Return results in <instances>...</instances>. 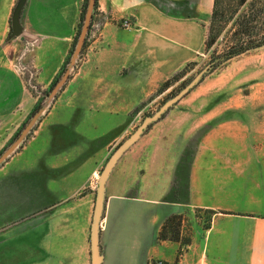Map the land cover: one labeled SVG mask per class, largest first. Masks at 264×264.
Here are the masks:
<instances>
[{"label":"crops","instance_id":"obj_1","mask_svg":"<svg viewBox=\"0 0 264 264\" xmlns=\"http://www.w3.org/2000/svg\"><path fill=\"white\" fill-rule=\"evenodd\" d=\"M83 4L0 0V119L32 112L38 96L26 77L45 87L62 71ZM213 6L214 0H95L90 24L100 30L86 41V60L66 81L60 106L0 164V264H91L95 180L108 146L123 133L122 118L133 115L134 97L141 96L134 83H160L201 55ZM124 18L131 29L119 25ZM21 32L41 41L18 63ZM164 117L125 151L106 181L100 264L172 263L180 249L184 264H264V156L249 155L250 142L234 139L232 129L187 155L185 120L166 125ZM201 209L214 212L207 228L195 214ZM174 215L178 240L158 238Z\"/></svg>","mask_w":264,"mask_h":264},{"label":"rangeland","instance_id":"obj_2","mask_svg":"<svg viewBox=\"0 0 264 264\" xmlns=\"http://www.w3.org/2000/svg\"><path fill=\"white\" fill-rule=\"evenodd\" d=\"M228 2L230 1H222V9L225 10L224 18H228L229 20L224 25L220 36L211 48L205 49L204 47L201 55L172 70L160 83L150 82V79L146 83H134V91L138 92L141 96L134 97L133 115L122 118L121 127L123 133L120 137L116 135V138L111 141L98 174L117 146L136 130L145 117L156 112L166 100L173 97L197 74L210 66L212 55L223 52L230 45L232 34L239 28L233 24V19L240 13L249 14L251 12L248 8L249 3L255 2L256 9L264 6V0H246L237 11L232 13L233 6H231V3L229 5ZM259 16L258 21L262 28L260 32L261 35H264V23H261L264 22V14L260 13ZM131 40L132 38L126 42H130ZM135 41L136 38L134 37ZM85 60L86 57L80 53L74 66L70 68L68 79H70L76 72L77 67L82 65ZM27 62L29 61L27 60ZM32 70L33 68H30V74L33 77ZM62 74L63 72L59 75V78ZM176 75L179 76L174 80L173 77ZM156 78L157 76L154 81ZM31 80L33 81V85L39 88L32 89L30 87L33 94L39 93L42 90L48 91L54 86L51 82L43 87V85L35 82L34 77ZM166 81L171 82L166 88L162 89ZM65 85L66 83L54 97L50 96L51 89L49 90L48 97L41 107L43 111L38 119L45 117L50 108L60 106L59 97ZM164 116L168 122L166 125H170L169 121H172V125H175L185 120L186 127H182L180 130L187 131L185 138L187 155L192 154V151L200 141L204 139H207V141H218L223 138L222 134L224 132L232 129L235 131L234 139L250 142L249 155L264 156V45L247 50L223 63L215 65L214 69L204 73L199 83L170 107ZM22 118V116H14L0 119V154L12 142H10L11 137L24 127L22 124L26 121L27 117ZM28 135H30V132ZM182 135V132H180L179 144L183 143ZM108 136L107 140L109 142L112 136L111 133ZM25 141L26 138L19 147ZM4 147L5 149L3 150ZM242 150L243 148L240 149V151ZM97 178L95 183L97 182ZM195 214L201 218V226L206 228L210 222H208V219L209 217L211 218V212L201 209L197 210ZM191 223L188 221V229Z\"/></svg>","mask_w":264,"mask_h":264},{"label":"water","instance_id":"obj_3","mask_svg":"<svg viewBox=\"0 0 264 264\" xmlns=\"http://www.w3.org/2000/svg\"><path fill=\"white\" fill-rule=\"evenodd\" d=\"M95 6V0H87V5L85 9V14L83 17L82 25L80 27L77 40L72 51L71 57L69 59L68 67L63 72L62 76L58 79V81L54 84L50 91V96L54 97L56 93L63 87L66 83L70 68H72L81 53V49L84 45L87 32L90 27V22L92 19V14ZM17 10L14 15V28H15V35H18L19 30L17 28L18 24L16 22ZM211 70V65L197 74L190 82H188L178 93H176L173 97L166 100L159 109L154 112L152 115L145 117L141 124L136 128V130L125 138L113 151V153L109 156L107 161L105 162L102 170L98 174L97 182H96V189H95V201H94V210H93V217L90 229V243H91V255L92 260L91 264H100V257L98 251V231L101 221V215L104 207L105 201V185L106 181L119 160V158L127 151L144 133L148 126L152 123L156 122L160 119L163 114L172 107L177 101H179L182 97H184L197 83H199L201 77L204 73L209 72ZM43 108L38 109L34 114L31 115L27 123L24 125L20 133L17 137L10 143V145L0 154V164L12 153L14 152L19 145L23 142L26 138L27 134L31 131L35 123L37 122L40 114L42 113Z\"/></svg>","mask_w":264,"mask_h":264},{"label":"trees","instance_id":"obj_4","mask_svg":"<svg viewBox=\"0 0 264 264\" xmlns=\"http://www.w3.org/2000/svg\"><path fill=\"white\" fill-rule=\"evenodd\" d=\"M222 1H224V0H214V6H213V10H212L210 19H209V25H208V30H207L206 40H205V49H209L213 46V44L216 42V40L220 36L224 25L229 20L228 18L227 19L224 18L225 10L222 9ZM228 1H230V2H228L229 5L231 3V6H233L232 13L237 11V9L246 2V0H228ZM86 5H87V0H84V4L82 7V11H81L80 23L78 26V30H77L74 42H73L72 51L74 49V46H75V43L77 40V36H78L79 30H80V27L82 25ZM248 8L251 11L249 14L240 13L237 17H235L233 19V21H232L233 24L238 26L239 28L232 34L233 36H232V41H231L230 45L227 46L226 49L223 50V52L217 53L216 55L211 56V58H210L211 70L214 69L215 65L223 63V62L229 60L230 58H232L238 54H241L247 50H250V49L264 45V35H261L260 31L262 28L260 27V22L258 21V19L260 17L259 16L260 13L264 14V6L261 7L260 9L259 8L256 9L255 8V2H254L252 4L249 3ZM261 23L263 24L264 22H261ZM85 43H86V39H85L84 45L81 49V53L85 47ZM69 59L70 58L68 57L64 68L58 74V76L53 80L52 84H55V82H57V79H59V75L65 71L67 64H69V61H68ZM178 76L179 75L174 76L173 79L176 80V78ZM26 78H27L29 88L31 87L32 89H39L38 87H35L33 85V81L31 80V78H29V77H26ZM170 82L171 81H166L163 84L162 89L166 88L170 84ZM49 90L48 91L42 90V91H39V93H35L38 96V99L36 101V104H35L32 112L30 113V115H28L27 119H29V117L33 113H35L38 109H40L42 107V105L44 104V102L46 101V99L48 97ZM164 115H165V113L163 114V116ZM27 119L24 123L27 122ZM24 123L22 124V126H24ZM151 125H149L148 128ZM19 130L21 131V129H19ZM19 130L11 137L10 142L15 139V137L19 133ZM5 147L3 148V150L5 149ZM207 211H210L211 215L214 213L212 210H207ZM209 221H210V217L208 219V222ZM179 225H180V216L174 215V216L169 217L163 223V225H162V227L158 233V238H160V239L168 238L171 240H178ZM208 226H209V224L206 226V228ZM187 240H188V238H187Z\"/></svg>","mask_w":264,"mask_h":264},{"label":"built area","instance_id":"obj_5","mask_svg":"<svg viewBox=\"0 0 264 264\" xmlns=\"http://www.w3.org/2000/svg\"><path fill=\"white\" fill-rule=\"evenodd\" d=\"M119 25L121 27L128 28V29H131L133 27V24L129 18L121 19L119 21ZM99 30H100V24H98L96 22L90 24L89 30H88L87 35H86V41L91 40L92 38L96 37ZM20 35L23 36L24 48H23L20 56L17 59L18 63L23 61L29 53L33 52L34 49L39 45V43L41 41V36L38 34L21 32ZM25 66H29V64H27ZM25 66H23V65L17 66L18 71L23 75L26 74ZM150 264H184V249H180V251L178 252V254L176 256L175 261L172 263H169V262H166L163 260H153L150 262Z\"/></svg>","mask_w":264,"mask_h":264}]
</instances>
